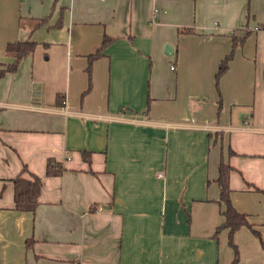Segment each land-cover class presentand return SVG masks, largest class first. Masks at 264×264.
Instances as JSON below:
<instances>
[{
	"label": "crops",
	"instance_id": "1",
	"mask_svg": "<svg viewBox=\"0 0 264 264\" xmlns=\"http://www.w3.org/2000/svg\"><path fill=\"white\" fill-rule=\"evenodd\" d=\"M261 27L264 0H0V69L8 43H37L0 78V264H233L222 156L253 228L237 264H264ZM24 166L43 180L35 212L15 209Z\"/></svg>",
	"mask_w": 264,
	"mask_h": 264
},
{
	"label": "trees",
	"instance_id": "2",
	"mask_svg": "<svg viewBox=\"0 0 264 264\" xmlns=\"http://www.w3.org/2000/svg\"><path fill=\"white\" fill-rule=\"evenodd\" d=\"M47 23V18L40 19L36 27L45 25ZM183 32L193 33L192 29H185ZM247 38L245 35L242 38L234 37L233 47L231 52L221 61L219 69L216 74V86L219 89L221 77L228 71L230 62L233 60L236 48L243 44ZM116 38L104 36L101 47L96 51V53L88 57L89 67L88 73L91 75L93 63L106 55V49L116 42ZM37 47V43L31 40L10 42L6 47V53L15 58L14 63L10 64L6 69H0V78L6 76L7 73H15L18 71L20 64L24 58L31 56ZM62 96H58V101H60ZM59 104V103H58ZM234 154L233 152H231ZM84 156L86 160L89 159L87 155ZM234 168L225 161L224 156L221 158L219 177L217 183L220 188V203L224 206L223 216L224 222L217 228L216 235L223 230L229 231V244L233 247L235 251V259L233 264H237L239 261V251L234 241V236L236 232L242 227H249L251 229L252 225L248 221L246 214L239 212L233 205L231 200L232 189L230 187V174ZM65 169L59 165L53 159L48 160L47 164V176H57L62 174ZM28 175L29 177L25 176ZM15 185V209L20 212H35L40 204V195L43 188V180L41 177L30 173L28 168L24 166L22 172L14 179ZM260 191L259 189H256ZM262 192V191H260ZM264 193V192H263ZM257 235L258 232L253 230Z\"/></svg>",
	"mask_w": 264,
	"mask_h": 264
},
{
	"label": "built area",
	"instance_id": "3",
	"mask_svg": "<svg viewBox=\"0 0 264 264\" xmlns=\"http://www.w3.org/2000/svg\"><path fill=\"white\" fill-rule=\"evenodd\" d=\"M261 28H263V29H264V27H261ZM257 29H259V27H257V28H256V30H257Z\"/></svg>",
	"mask_w": 264,
	"mask_h": 264
}]
</instances>
